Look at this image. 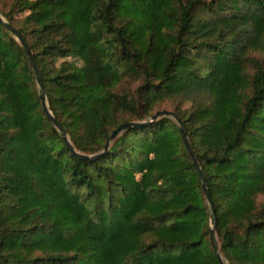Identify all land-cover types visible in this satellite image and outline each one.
<instances>
[{
    "label": "trees",
    "instance_id": "16d2710c",
    "mask_svg": "<svg viewBox=\"0 0 264 264\" xmlns=\"http://www.w3.org/2000/svg\"><path fill=\"white\" fill-rule=\"evenodd\" d=\"M0 12L77 150L142 121L96 157L75 153L0 20V264H264V0H0ZM160 109L181 123L151 119Z\"/></svg>",
    "mask_w": 264,
    "mask_h": 264
},
{
    "label": "water",
    "instance_id": "95a60500",
    "mask_svg": "<svg viewBox=\"0 0 264 264\" xmlns=\"http://www.w3.org/2000/svg\"><path fill=\"white\" fill-rule=\"evenodd\" d=\"M0 20L15 35V37L19 40V42L25 47L27 55H28L29 60H30V63L32 65V68H33V70H34V72H35V74L37 76V82H38V85H39V87L41 89L40 96L42 98L43 106H44V108H45V110L47 112V115H48L49 119L55 123V125L59 128V130H61L64 133V138L66 139L69 148H71L75 153H77L80 156H84V157H88V156L96 157V156H98L99 154H101L103 151L107 150L110 147L113 139L116 138L122 132V130L124 128L142 122V121H139V120H134V121H128V122H124V123L120 124L118 127L113 129V131L108 136V139H107V141H106V143L104 145V148L99 150V151H96V152H94L92 154H88V153H84V152H81V151L77 150L75 145H74V143H73V141L71 140L69 134L63 128L61 123L56 119L52 109L50 108L48 97H47V94H46V89L44 87V83H43V79H42V75L40 73V69L38 67V64H37L36 58H35V56L33 54L31 46L25 40V38L22 36L20 31L12 23H10L1 12H0ZM161 115H173L177 119V121L181 123V120L178 118V116H176V114L172 110H169V109L157 110L155 113H153L151 115V119H155V118H157L158 116H161ZM182 135H183V139H184L185 144L187 145L190 153L192 154V157H193V160H194V164H195V168L198 171V173L200 175V178L202 179V185H203V189L205 191V195H206L207 201L209 202V204L212 207L213 212L215 213V211H216L215 210V204H214V201L212 199V195H211L209 186L207 184L206 176H205V174L203 172V169H202V167H201V165H200V163H199V161L197 159L195 151H194V149L192 147V144L190 142L189 136H188V134H187V132H186L184 127L182 128ZM211 239H212V242L214 244L215 251L218 253L219 257L221 259H223L222 253L220 252V245L217 243L218 234H217L216 229H215V223H213L211 225Z\"/></svg>",
    "mask_w": 264,
    "mask_h": 264
},
{
    "label": "rangeland",
    "instance_id": "374dc122",
    "mask_svg": "<svg viewBox=\"0 0 264 264\" xmlns=\"http://www.w3.org/2000/svg\"><path fill=\"white\" fill-rule=\"evenodd\" d=\"M37 86H38V84H37Z\"/></svg>",
    "mask_w": 264,
    "mask_h": 264
}]
</instances>
